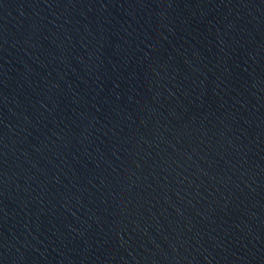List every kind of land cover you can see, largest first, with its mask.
I'll return each mask as SVG.
<instances>
[{
	"label": "water",
	"instance_id": "1",
	"mask_svg": "<svg viewBox=\"0 0 264 264\" xmlns=\"http://www.w3.org/2000/svg\"><path fill=\"white\" fill-rule=\"evenodd\" d=\"M0 264H264V0H0Z\"/></svg>",
	"mask_w": 264,
	"mask_h": 264
}]
</instances>
